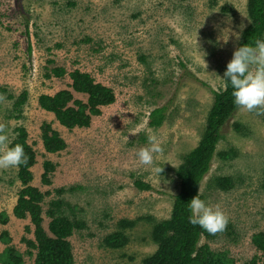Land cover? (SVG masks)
Returning <instances> with one entry per match:
<instances>
[{
	"label": "rangeland",
	"instance_id": "374dc122",
	"mask_svg": "<svg viewBox=\"0 0 264 264\" xmlns=\"http://www.w3.org/2000/svg\"><path fill=\"white\" fill-rule=\"evenodd\" d=\"M247 5L248 0H0V88L6 91L0 93V264L9 249L24 264H35L37 253L26 243L35 241V226L13 214L21 184L9 146L19 127L37 155L31 185L46 195L43 229L51 235L48 210L54 200L64 203L58 216L85 224L68 239L74 264H143L157 251L153 227L171 217L180 187L176 170L198 146L214 92L224 88L225 68L251 22ZM56 67L68 74L47 78ZM76 69L112 89L116 100L101 106L88 128L68 130L38 99L71 90L69 73ZM246 81L251 93L217 146V153L233 156H216L195 208L196 215L231 227L202 244L233 264L259 254L252 237L264 231V43L255 50ZM25 91L28 100L16 120L13 103ZM74 96L88 101L87 95ZM166 105L164 124L150 127V113ZM44 123L64 139L65 150H44ZM46 161L55 166L50 184L43 182ZM219 177H230L232 188L217 189L213 180ZM138 180L153 190H139ZM126 221L135 224L123 228ZM113 233L128 243L106 248L104 240Z\"/></svg>",
	"mask_w": 264,
	"mask_h": 264
},
{
	"label": "trees",
	"instance_id": "16d2710c",
	"mask_svg": "<svg viewBox=\"0 0 264 264\" xmlns=\"http://www.w3.org/2000/svg\"><path fill=\"white\" fill-rule=\"evenodd\" d=\"M247 12L250 25L242 32L235 54L225 68L224 88L214 92V103L207 118L205 131L198 146L185 156L183 164L176 170V177L180 187L175 195L172 214L168 220L155 224L152 230V240L157 244V251L147 257L143 264H233L224 253H215L208 243L202 240H214L220 234H227L231 227L222 220L207 214H195L203 196L200 189L203 181L210 173L216 156L230 159L233 154L218 152L217 146L222 139V130L232 119L238 108L248 99L251 87L247 83V76L253 62L255 50L264 43V0H248ZM52 63V61H50ZM66 69L56 67L46 75L47 78H63ZM72 80L71 90H63L55 95H41L38 99L39 107L55 116L58 123L68 130L88 128L91 117L100 115V107L115 102L112 89L96 83L90 73L79 69L69 73ZM205 85V84H204ZM0 88V93H5ZM74 93L88 96L86 103L76 100ZM9 98L14 99L12 95ZM28 92H23L13 103V117L22 118L23 106L27 103ZM168 112V106L154 109L149 115V126L161 127ZM16 137L9 146L14 162L18 169L17 178L21 184L17 204L13 214L17 219L30 218L35 226V241H27L30 249H35V264H74L72 245L68 240L75 231L85 227L80 221H73L67 215L58 216L63 210L64 203L54 200L49 205L48 215L52 218L47 234L42 227V204L46 195L31 184L34 180L32 169L37 164V155L28 142L25 128L15 130ZM41 140L44 150L49 154H56L66 149L67 144L51 124L44 123ZM44 184H50L49 174L54 172L52 162H44ZM214 181L216 188L227 191L232 188L230 177H219ZM141 191H152L151 185L140 180L135 182ZM59 192H62L60 190ZM69 209H72L71 207ZM134 222L126 221L122 227H132ZM128 239L122 233H113L104 240V246L110 249L123 248ZM252 244L259 254H256L246 264H264V231L252 237ZM3 264H24L21 255L14 249L7 250L2 259Z\"/></svg>",
	"mask_w": 264,
	"mask_h": 264
}]
</instances>
